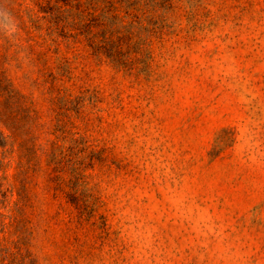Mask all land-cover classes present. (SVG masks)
<instances>
[{
	"label": "rangeland",
	"instance_id": "rangeland-1",
	"mask_svg": "<svg viewBox=\"0 0 264 264\" xmlns=\"http://www.w3.org/2000/svg\"><path fill=\"white\" fill-rule=\"evenodd\" d=\"M38 1L0 0V264H264V0H140L125 64Z\"/></svg>",
	"mask_w": 264,
	"mask_h": 264
},
{
	"label": "trees",
	"instance_id": "trees-1",
	"mask_svg": "<svg viewBox=\"0 0 264 264\" xmlns=\"http://www.w3.org/2000/svg\"><path fill=\"white\" fill-rule=\"evenodd\" d=\"M41 4L42 16L52 27V31L63 29V24L73 27L76 31L69 34L60 32L64 37H83L93 54L102 58L107 55L113 62L125 64V36L130 31V23L126 18L140 0H80V13L77 17L65 15L66 9L59 5L58 0L38 1ZM79 6V7H80ZM69 11V10H67ZM65 32V31H64ZM2 146L6 141L0 139Z\"/></svg>",
	"mask_w": 264,
	"mask_h": 264
}]
</instances>
